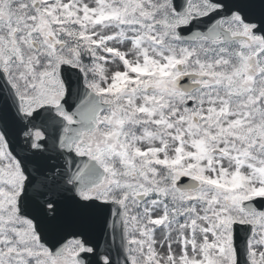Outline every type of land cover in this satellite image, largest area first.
I'll use <instances>...</instances> for the list:
<instances>
[{"label":"snow or ice","instance_id":"6c2138e0","mask_svg":"<svg viewBox=\"0 0 264 264\" xmlns=\"http://www.w3.org/2000/svg\"><path fill=\"white\" fill-rule=\"evenodd\" d=\"M0 264H264V0H0Z\"/></svg>","mask_w":264,"mask_h":264}]
</instances>
